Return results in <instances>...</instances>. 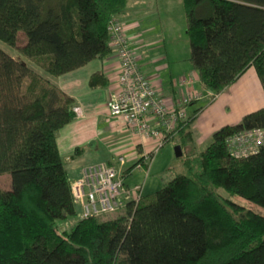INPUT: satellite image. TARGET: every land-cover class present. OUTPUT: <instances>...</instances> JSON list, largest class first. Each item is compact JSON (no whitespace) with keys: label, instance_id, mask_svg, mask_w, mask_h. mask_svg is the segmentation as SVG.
<instances>
[{"label":"trees","instance_id":"trees-1","mask_svg":"<svg viewBox=\"0 0 264 264\" xmlns=\"http://www.w3.org/2000/svg\"><path fill=\"white\" fill-rule=\"evenodd\" d=\"M127 0H0V264H264V215L222 198L264 208V144L232 158L226 140L264 128V106L212 133L177 175L133 210L111 219L76 216L56 135L75 117L59 78L112 55L107 26ZM189 63L201 88L219 95L254 69L264 95V0H182ZM25 43L17 46L18 34ZM106 85L100 72L88 86ZM210 99V98H209ZM213 100L210 99V102ZM194 118L177 123L191 147ZM192 149V148H190Z\"/></svg>","mask_w":264,"mask_h":264},{"label":"crops","instance_id":"crops-1","mask_svg":"<svg viewBox=\"0 0 264 264\" xmlns=\"http://www.w3.org/2000/svg\"><path fill=\"white\" fill-rule=\"evenodd\" d=\"M128 6L129 0L118 20L123 23L125 32L130 38V47L136 49L138 64L157 86L166 104L176 108L182 105L186 119H191L186 116L187 108L207 99V97L194 99L192 95L210 91L201 88L197 73L193 68L185 65L175 52L169 54L166 52V40L163 41L164 46H159L156 44L157 35L155 33L154 36L149 35V31H155L159 26L160 29L162 28L158 14L153 21L152 11L146 4H141L138 8L141 16L137 18L128 11ZM139 25L145 32L143 36L138 33ZM117 70L118 61L112 54L104 60L90 62L62 77L49 79L73 99L75 104V117L58 131L56 145L70 183L81 176L84 167L102 162L113 165L119 170L125 185L131 187L142 184V197H144L157 191L154 187L156 185L154 173L158 171L154 167L159 158L157 156L170 140L174 138L179 140V133L173 131L167 134L162 145L156 147V140L137 136L130 131L123 120L108 117L106 103L117 92ZM95 72L101 73L106 85L96 88L88 86V79ZM246 72L234 85L217 95L211 103L219 100L222 103L225 96L228 102L231 96L233 97L232 93L243 92L244 86H241L240 80L244 78ZM184 100H187V103L183 104ZM191 125L192 123L190 127ZM191 136L194 145L195 140L198 141L199 138L194 139L192 132ZM197 144L199 147L200 144ZM192 145L189 148H192ZM145 157H150L149 164L140 170L135 169L136 163Z\"/></svg>","mask_w":264,"mask_h":264},{"label":"built area","instance_id":"built-area-1","mask_svg":"<svg viewBox=\"0 0 264 264\" xmlns=\"http://www.w3.org/2000/svg\"><path fill=\"white\" fill-rule=\"evenodd\" d=\"M107 33L112 54L118 61L117 92L106 103L108 117L123 120L132 133L156 140V147H160L177 123L186 120L184 108L166 104L157 86L138 64V55L130 47V38L121 21L111 19ZM202 95L211 100L217 97L206 92L193 94L192 98L199 99ZM225 143L232 158L254 154L264 144V128L242 131L229 137ZM149 162L150 157L142 158L135 169L140 170ZM142 190V184L125 185L120 171L102 162L84 167L81 176L70 183L72 200L78 208V220L99 219L124 212L128 205L134 210L142 198Z\"/></svg>","mask_w":264,"mask_h":264},{"label":"rangeland","instance_id":"rangeland-1","mask_svg":"<svg viewBox=\"0 0 264 264\" xmlns=\"http://www.w3.org/2000/svg\"><path fill=\"white\" fill-rule=\"evenodd\" d=\"M141 4H146L149 10L152 11L153 21L157 14L159 21H161V29L159 26V28L155 31H149V35H157L156 44L164 46L163 41L166 40V52L168 54L175 52L176 56L182 59V62H184L185 65L192 68L188 60L189 42L186 34V22L182 7V0H129L128 11L139 18L141 15L139 14L140 10H138V8ZM138 33L141 36L145 33L140 25L138 27ZM24 43L25 38L23 34L19 33L17 37V46H22ZM0 49L11 57L15 56L14 50L8 48L1 42ZM134 50L136 52V49ZM47 78L50 79V77ZM240 82L242 83L241 86H244V91L235 92V94L232 93L233 97L231 96V99H229L228 102V98L226 99V96L224 97L222 103L220 102L221 100L216 103H211L210 99L207 98L197 102L194 106H189L187 108L186 116L191 119L194 118L190 127L191 132L194 135V139L199 138V140H195L194 145L191 144V150L189 146L180 147L178 138L170 140L165 145L159 153V156H157L159 158L154 166L155 169H158V171L154 173V177L156 178V185H154V187L157 190L177 175L192 176V173L187 171L184 161L188 157H192L194 155L193 153L201 151L207 147L212 141V133L224 125L238 124L242 116L264 106V95L252 67L246 72L244 78H242ZM203 97L204 96L202 95L201 98ZM202 139H204V141H202ZM197 143L200 144L199 147H197ZM176 146H179L181 151V157L178 158L175 157L174 154V148ZM0 189H11V178L9 175L5 174L0 176ZM215 191L220 197L229 198V200L236 205L264 215V208H261L253 202L247 201L238 196L228 197L222 189H216ZM75 210L77 214L78 208L76 207ZM122 213L123 212H118L99 219H111ZM77 220L78 218L75 216L71 219L57 221L56 226L59 231H68Z\"/></svg>","mask_w":264,"mask_h":264},{"label":"water","instance_id":"water-1","mask_svg":"<svg viewBox=\"0 0 264 264\" xmlns=\"http://www.w3.org/2000/svg\"><path fill=\"white\" fill-rule=\"evenodd\" d=\"M174 154H175V157H181V151H180V147L179 146H176L174 148Z\"/></svg>","mask_w":264,"mask_h":264}]
</instances>
